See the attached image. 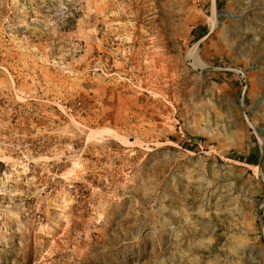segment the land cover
<instances>
[{
	"label": "rangeland",
	"instance_id": "374dc122",
	"mask_svg": "<svg viewBox=\"0 0 264 264\" xmlns=\"http://www.w3.org/2000/svg\"><path fill=\"white\" fill-rule=\"evenodd\" d=\"M0 264H264V0H0Z\"/></svg>",
	"mask_w": 264,
	"mask_h": 264
}]
</instances>
